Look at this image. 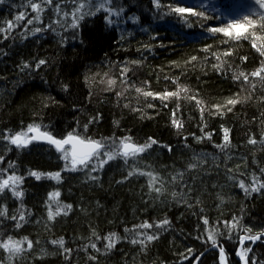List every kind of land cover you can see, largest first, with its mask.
Segmentation results:
<instances>
[{
	"label": "trees",
	"instance_id": "obj_1",
	"mask_svg": "<svg viewBox=\"0 0 264 264\" xmlns=\"http://www.w3.org/2000/svg\"><path fill=\"white\" fill-rule=\"evenodd\" d=\"M227 1L112 0L107 12L95 7L103 0L0 3V182L13 174L23 178L22 198L8 189L0 193V212L6 210L0 243L11 237L33 245L25 244L12 259L0 248V264H192L214 245L210 234L227 264H240L242 237L264 232V188L239 187H258L254 179L264 183V83L235 76L264 63L252 46L253 40L264 45V8L251 0L250 9L225 13ZM34 2L43 7L39 21ZM79 3H85V15L73 27L71 13ZM21 14L25 19L17 21ZM248 19L256 21L254 27L245 23L230 29V36L210 31ZM40 60L46 63L37 67ZM168 92L179 95L161 99ZM230 99L241 102L229 105ZM29 125L57 139L100 141L105 151H117L125 138L137 145L157 143L134 158L117 155L101 168L100 160L107 159L101 155L72 171L69 147L66 161L52 145L17 148L5 139L27 132ZM224 129L229 145L222 149ZM250 138L257 143L249 144ZM31 172L43 175L37 180ZM56 173L58 180L51 178ZM140 173H152L157 183L150 186L149 176ZM58 205L72 207L50 220L49 207L55 214ZM164 220L169 223L156 227ZM145 223L152 227H139ZM113 233L120 239L109 250L105 238ZM145 233L158 239L146 247L131 243ZM60 239L63 247L53 243ZM199 264H220L218 252ZM249 264H264V239Z\"/></svg>",
	"mask_w": 264,
	"mask_h": 264
},
{
	"label": "snow or ice",
	"instance_id": "obj_2",
	"mask_svg": "<svg viewBox=\"0 0 264 264\" xmlns=\"http://www.w3.org/2000/svg\"><path fill=\"white\" fill-rule=\"evenodd\" d=\"M4 0H0V3H3ZM43 2L45 4H52V0H43ZM257 2L261 5L262 8H264V0H257ZM112 0H103V2L99 3L98 5H95V7L97 8V10H104V11H110V7H106V4L111 5ZM85 7V3H79L78 7L75 9V11H73L71 13L72 18H73V27H77L78 24L75 23V21L81 20L84 18L85 13L81 12V9H83ZM31 9L33 12L36 13V17L35 19L37 21H39L40 18V13L43 11V7L41 5V3H32L31 4ZM56 11L57 14L59 15L61 12L60 6L59 4H57L56 6ZM177 12H184L186 11L185 9L182 8H178L176 9ZM88 15L93 14L92 12H88L86 13ZM64 16H68L69 13L64 12L63 13ZM23 19H25V17L21 14L18 15L16 17L17 21H22ZM261 24L260 27L264 28V16H261ZM29 24L32 23V20L28 21ZM109 23H111V21L109 20ZM247 24L249 26H255L256 21L248 19L246 20L244 23H233L231 25H229L227 28H213L210 31L212 32H222L225 36H230L232 35V33L230 32V29H240L244 27V24ZM13 24L11 22L8 23L7 28L8 29H12ZM35 32H40L42 31L41 28H36L34 30ZM241 35V33L237 32L236 33V38H239ZM254 35V34H253ZM248 38V37H245ZM252 46L254 48H256V50L260 53L261 56H264V45H262L261 47H257L255 40H253ZM229 53H225V55H228ZM193 59H195V57H193ZM246 59V58H245ZM46 62L44 60H40L38 62L37 67H39V65H43ZM24 67H28V65H24ZM124 71H127L126 69ZM249 75H251L252 77H258L259 80L261 81V83H264V63H262L261 67L250 73V74H245L244 72H239L236 76L235 79L239 80L241 77L243 78V80L245 82L249 81ZM109 84H115V80H110ZM251 88L254 89L255 88V83L251 84ZM137 91H140V89H137ZM186 91V90H185ZM144 95L146 96H153L155 95L152 92H146L144 93ZM179 94L177 92H168L165 93L161 99H167L169 96H178ZM192 99H195V97H192ZM198 104L200 103V101H196ZM241 101L239 99H230L227 101V104L229 105H235L237 103H240ZM219 107V106H217ZM231 110V109H229ZM201 112H203V108H201ZM173 124L179 128L181 127V124L176 121L173 120ZM225 132V136H224V140H225V144L221 145L220 147L223 149L225 147H227L229 145V137H228V129H224ZM29 133H33L34 135L29 136ZM5 139L8 140V142L12 145H15L17 148H25L27 147L33 140H44L46 142H48L49 144L54 145L58 151H61L64 153V159L67 161L69 159V153L67 151H65L64 149V145L67 144H71L72 145V150H71V168L70 170L75 171L77 170V166H85L87 167L88 164L93 161V159H97L99 160V157L101 155L105 156L107 159L106 160H100L99 162V166L102 168L103 164L106 163L108 160H112L114 158H116L117 155L123 157L124 159H127L129 157H136L138 154L143 153L144 151H146L148 148H150L152 146V144L157 143L155 140H150L149 143H146L144 145H137L134 144L131 141V138H125L123 140L120 141L119 146H118V150L117 151H105V144H103L100 141H92V140H88L85 141L83 139H80L77 136H73V135H69L66 139H56L54 138L52 135H50L48 132L46 131H41V128L39 125H29L27 128V132H20V133H16L14 135H10V136H6ZM249 144L255 145L257 143V140L254 138H250L248 141ZM79 146V147H78ZM170 150V149H169ZM0 162H2V158H0ZM12 165H10L11 167ZM194 166V165H193ZM96 169L93 168V171H95ZM131 174V173H130ZM141 175H148L149 176V184L150 186H154L157 181H158V177L154 176L152 173H140ZM30 175L34 176L37 180H39L41 178V175H43L42 173H37V172H31ZM51 175V174H50ZM59 173H56L54 175H51V178L54 179H59ZM93 179H95V177H93ZM175 179V178H174ZM23 182V178L20 176H16V175H9L6 179H4L2 182H0V193H2L4 191V189H8L9 191L12 192V194L17 197V198H22L23 197V192L19 190V185L22 184ZM253 184L256 185L258 184V187H251L250 189L248 187L245 186V184L243 182H240L239 187L241 189H243L245 192L248 191H259L260 188H264V183H259L258 180L254 179L253 180ZM163 187V185L161 184V187L156 188L154 187V191L156 192H160L161 188ZM173 196L177 195L176 193H172ZM59 193H53L52 196L50 197V199H53L55 197H58ZM58 210L57 212L54 214L51 210V207H49V213H48V218L51 220L54 218V215H59L60 211H64V214H67V211H65V209L70 210L71 209V205H65V206H57ZM6 214V210L5 212H0V215H5ZM13 220H16L17 217L13 216L11 217ZM20 221H24L25 220V216L23 214H21L18 218ZM169 223L168 220H164L162 223L157 224L156 227L158 228H163L165 225H167ZM204 223L207 224L208 221L205 219ZM20 225L18 224L17 227H19ZM140 228H151L152 225L151 224H142L139 226ZM237 224L233 223L231 225V228H236ZM127 231V230H126ZM245 232L250 233L251 229H245ZM93 235L95 236L96 234L93 233ZM144 238L143 240H138V239H133L131 240V243L133 244H141L142 247H146L147 243L146 242H151L155 239H158L157 235H151V234H143ZM264 236V232H259L253 235H245L242 237L241 243H243L244 240H251L253 243H255L257 240H260L261 237ZM97 239H99V237H96ZM108 243L106 244V248L111 250L112 248L115 247V244L119 241V237L116 236L115 233L110 234L108 237L105 238ZM209 239L212 240L213 244H216V241L213 237L212 234L209 235ZM54 244H58L60 247H63L64 245V241L63 239H60L58 241H53ZM27 245L28 249L32 248V241L27 240V238H24L23 240H14L11 237H9L5 242L0 243V248H3L7 253H9V258L12 259L15 256L21 254L24 251V245ZM92 248H96V245L93 243L91 245ZM97 251H99V249H96ZM251 248H247L242 250L238 255L240 256V259L244 262V264H248V260H247V255L249 252H251ZM65 251H70L69 249H65ZM189 252H192V249L188 250ZM187 258V257H185ZM220 258L221 261H224V249L221 247L220 248Z\"/></svg>",
	"mask_w": 264,
	"mask_h": 264
},
{
	"label": "water",
	"instance_id": "obj_3",
	"mask_svg": "<svg viewBox=\"0 0 264 264\" xmlns=\"http://www.w3.org/2000/svg\"><path fill=\"white\" fill-rule=\"evenodd\" d=\"M29 134H30L31 136L34 135L33 133H29ZM53 137H54V136H53ZM54 138H55V137H54ZM56 139H57V138H56ZM33 142H40V143L49 144L48 142H46V141H44V140H33ZM49 145H52V144H49ZM52 146H53L55 149H57L54 145H52ZM66 147H69V148H70V152H71V150H72V145H71V144L64 145V149H65ZM78 147H79V146H78ZM263 239H264V236H262L261 239H260V240H257L255 243H253L251 240H244L243 243H241V246H240V248H239V250H238V252H237V259H238V261H239L241 264H244V262L240 259V256H239L238 254H239L240 251H241V247H242L245 243H250V244H251V249L253 250V248H254V247H255L260 241H263ZM220 248H221V246H220L219 244H215V245H213V246L207 248L205 251H203L202 253H200L199 255H197V257H195V259H194V261H193L192 264H199L200 261L203 259V257H204L206 254H208V253H210V252H212V251H214V250L217 251L218 254H219V263H220V264H227L226 259H225V252H224V261H223V262L221 261V258H220ZM252 250H251V252H252ZM251 252L248 253V255H247V260H249V257H250Z\"/></svg>",
	"mask_w": 264,
	"mask_h": 264
},
{
	"label": "rangeland",
	"instance_id": "obj_4",
	"mask_svg": "<svg viewBox=\"0 0 264 264\" xmlns=\"http://www.w3.org/2000/svg\"><path fill=\"white\" fill-rule=\"evenodd\" d=\"M202 2L204 4H206V2L212 3V0H202ZM227 2L229 3V8H228V10H223V12H225V13H230L231 11H232V13H239L240 11H246L247 9L251 8V3H252L251 0H229ZM213 5H215V4L213 3ZM29 136H30V134H29ZM70 155H71V152H70ZM246 245H248V244H246ZM246 245H244L241 248V251L244 249H247ZM248 264H249V260H248Z\"/></svg>",
	"mask_w": 264,
	"mask_h": 264
},
{
	"label": "bare ground",
	"instance_id": "obj_5",
	"mask_svg": "<svg viewBox=\"0 0 264 264\" xmlns=\"http://www.w3.org/2000/svg\"><path fill=\"white\" fill-rule=\"evenodd\" d=\"M41 131H42V130H41ZM30 136H31V135H30ZM73 136H75V135H73ZM66 138H67V137H66ZM66 138H65V139H66ZM241 240H242V239H241ZM246 244H250V243H245L244 245H246ZM244 245H243V246H244ZM240 246H241V241H240ZM243 246H242V247H243ZM250 248H251V244H250ZM250 255H251V254H250ZM240 264H241V263H240Z\"/></svg>",
	"mask_w": 264,
	"mask_h": 264
}]
</instances>
